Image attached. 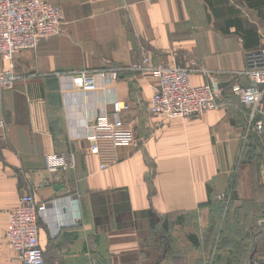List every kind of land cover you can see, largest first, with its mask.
Here are the masks:
<instances>
[{"label":"crops","instance_id":"0c3cea01","mask_svg":"<svg viewBox=\"0 0 264 264\" xmlns=\"http://www.w3.org/2000/svg\"><path fill=\"white\" fill-rule=\"evenodd\" d=\"M46 1L64 15L62 34L16 56L21 79L3 95L0 264H23L6 231L25 194L49 206L39 223L45 264H160L154 254L179 252L160 234L196 250V263L187 255L185 264H210L217 244L213 264H264V140L247 136V113L231 96L234 85L250 84L247 57L264 40V0ZM146 54L156 64L196 61L218 78L227 108L152 116L157 81L130 72L107 94L62 93L65 75L119 70ZM192 82L209 83L202 73ZM114 101L129 105L122 118L137 144L103 141L95 155L85 131ZM70 152L74 171H47L48 156ZM224 193L231 202L217 200ZM161 223L169 229L157 231Z\"/></svg>","mask_w":264,"mask_h":264},{"label":"built area","instance_id":"2783aa9c","mask_svg":"<svg viewBox=\"0 0 264 264\" xmlns=\"http://www.w3.org/2000/svg\"><path fill=\"white\" fill-rule=\"evenodd\" d=\"M64 15L61 9L46 0H0V60L5 68L0 72V138L7 136V123L3 113V95L20 79L15 72V58L24 51H36L44 40L61 35ZM130 72L153 77L157 81L148 111L164 119L201 117L207 112L223 110L227 104L218 78L201 70L196 61L186 67L153 62L146 54L128 67L83 71L62 77V93L73 98L113 92L120 74ZM207 76L209 83L195 85L192 76ZM248 86L236 84L231 96L247 113V136L264 129V40L247 57ZM130 111L127 104L112 102V112L95 116L85 131L91 152L99 155L101 142L114 145L136 146L135 131L125 123L122 115ZM47 171L72 172L77 167L73 153L50 155L46 159ZM105 166L102 167L104 169ZM217 200L231 202V196L220 194ZM237 208L240 207L236 205ZM49 212V206L37 201L34 194L22 195L18 205L8 213L6 240L10 249L23 264H45L39 244V223Z\"/></svg>","mask_w":264,"mask_h":264},{"label":"rangeland","instance_id":"374dc122","mask_svg":"<svg viewBox=\"0 0 264 264\" xmlns=\"http://www.w3.org/2000/svg\"><path fill=\"white\" fill-rule=\"evenodd\" d=\"M232 99H233V97H232ZM263 104H264V100H263ZM252 138H253V142H259V141H262V139L264 140V129H263V131L261 133H258L257 135L252 136L251 139ZM248 147H249V144H248ZM256 150L257 149L255 147L254 149L251 150V152L252 153L253 152L256 153L257 152ZM259 152L261 153L262 151L260 150ZM249 157L251 159V155H249ZM228 196L230 197L231 193H229ZM225 212H229L228 208L223 207V212L222 213H225ZM156 229H157V231L164 230L163 226H162V223L159 224ZM157 236H158L157 239L163 241L164 243L165 242L167 243V241H170V243L174 242V245H175L174 246V250L179 251V252H173V250L170 249L169 252H165L164 254L162 252L163 255L162 254H159V255L154 254V257L160 262V264H172V263L173 264H185L186 259H187L186 258L187 255H192V257L195 259L194 261L196 263V259H197V256H196V253H195L196 250L193 249L191 246L190 247L189 246L188 247L184 246L185 245L184 244V242H185L184 240L185 239L182 240L181 236L178 237V238H175V239L165 238L163 236V234H160V235H157ZM217 245L215 247H213L212 250H211L210 264L211 263L213 264L217 260L218 251H219V246H217Z\"/></svg>","mask_w":264,"mask_h":264},{"label":"trees","instance_id":"16d2710c","mask_svg":"<svg viewBox=\"0 0 264 264\" xmlns=\"http://www.w3.org/2000/svg\"><path fill=\"white\" fill-rule=\"evenodd\" d=\"M163 228H164L165 230H168V229H169V228H168V224L165 223V224L163 225Z\"/></svg>","mask_w":264,"mask_h":264}]
</instances>
